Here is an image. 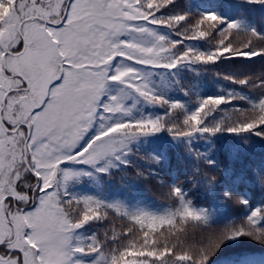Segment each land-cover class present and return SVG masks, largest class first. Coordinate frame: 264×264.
I'll use <instances>...</instances> for the list:
<instances>
[{
	"label": "snow or ice",
	"instance_id": "1",
	"mask_svg": "<svg viewBox=\"0 0 264 264\" xmlns=\"http://www.w3.org/2000/svg\"><path fill=\"white\" fill-rule=\"evenodd\" d=\"M172 2L0 0V264H206L224 240L247 236L264 244V206L215 230L208 225L207 210L195 208L177 185L168 190L175 207L160 213L73 196L67 190L80 173L62 168L65 162L96 166L121 161L139 137L161 130L183 139L197 162L218 171L210 150L191 147L193 137L207 134L211 139L225 131L264 136V130H257L264 126V96L248 108L223 110L220 118L206 123L219 106L240 97L206 96L181 116L178 110L184 105L157 94L148 76L133 66L172 70L221 58L264 56V34L237 20L219 27L225 20L215 12L201 14L178 32L179 40L160 34L150 26L176 29L188 18L187 12L158 16ZM213 32L210 51L178 49L185 40L208 38ZM241 32L251 38L238 39ZM249 80L264 89L259 76L238 82ZM112 82L125 87L106 96ZM131 96L168 110L135 116L134 105L127 103ZM97 124L96 133L81 145ZM196 171L214 187L215 176L199 167ZM257 180L264 185V175L257 174ZM224 196L249 205L242 195L225 191ZM110 213L126 219L127 226L119 232L106 228L102 237L78 234L90 221H109ZM189 228L201 233L200 239L189 242ZM93 254L87 262L79 258Z\"/></svg>",
	"mask_w": 264,
	"mask_h": 264
},
{
	"label": "trees",
	"instance_id": "2",
	"mask_svg": "<svg viewBox=\"0 0 264 264\" xmlns=\"http://www.w3.org/2000/svg\"><path fill=\"white\" fill-rule=\"evenodd\" d=\"M185 12L189 14L187 20L181 22L176 29L165 25L150 27L170 39L179 40L181 37L178 32L185 31L187 26L201 14L215 12L225 20V24L219 27H225L227 22L237 20L244 22L249 28H255L258 33L264 34V2H257V0L251 3L239 0H173L171 4L160 10L158 16L167 17ZM212 36L215 37L216 33L213 32ZM188 46L210 51L215 44L208 38L185 40L178 45V49L182 50ZM261 60H264V56L251 59L233 57L221 58L211 64H185L172 70L151 66L138 69L148 76L157 94L163 95L170 102L178 101L184 105L183 110H178V115L181 116L185 111H194L199 106L200 98L206 96L233 94L240 97L232 100L231 103L219 106L218 110L208 117L206 121L208 123L220 118L223 110L248 108L251 102L264 96L262 88H250L227 78L254 76L258 68L262 66L259 64ZM235 62H242L246 67L239 70ZM259 78L264 79V75H259ZM117 87L121 91L125 86ZM127 103L134 105L135 116L162 115L168 110L167 105L146 103L145 100L136 96L129 97ZM227 137H229L228 134L217 141L202 138L191 143L194 150L200 152L210 150V157L219 163V171L207 166L203 161L197 162L194 153H190L184 145L172 146L141 138L131 146L129 159L119 168L105 171L99 181L90 178H72L67 183V190L73 196H91L109 204H123L129 209H146L160 213L175 207L176 201L169 199L168 190L169 186L177 185L187 194L186 198L195 208L207 210L208 225L211 229L219 230L229 223L239 222L252 209L264 206V185L257 180V174L264 175V141L241 144ZM154 157L159 158L158 162L153 159ZM220 157L227 160L225 165L219 160ZM241 159L246 160L247 169L245 165H238ZM197 167L209 173V177H216L214 187L208 186L202 172L197 173ZM225 191L244 196L249 201V205L242 207L226 199ZM110 217L111 222V219H114L127 226V220L121 218L119 214L110 213ZM107 221L86 223L79 230L80 236L83 238L95 234L102 237L104 230L111 228ZM179 227L180 225H177V228ZM188 231L189 242H191L197 237L193 234L191 238L193 230L189 228ZM244 240L250 241L252 245L250 247L264 248V244L244 236L227 239L220 245L225 252L208 258L206 264L237 262L246 252L245 248L240 247ZM238 246L243 250H231ZM177 251L179 252L180 249ZM93 257L94 254L81 255L80 259L87 262ZM244 259V264H250L246 258ZM259 264H264V259Z\"/></svg>",
	"mask_w": 264,
	"mask_h": 264
},
{
	"label": "rangeland",
	"instance_id": "3",
	"mask_svg": "<svg viewBox=\"0 0 264 264\" xmlns=\"http://www.w3.org/2000/svg\"><path fill=\"white\" fill-rule=\"evenodd\" d=\"M244 1H253V0H244ZM237 38L238 39H244V40H246V39L251 38V37L247 33H240ZM208 39L211 40V41H214L215 37L211 35L210 37H208ZM259 62H260L259 64L262 65V66L260 68H258V70L256 71V73H255L254 76L264 75V60H261ZM234 64H235L236 68H238L239 70H241V69H243V68L246 67V65L244 63H242V62H235ZM133 66L134 67L136 66L137 68L144 67L142 65H133ZM243 78L244 77L242 76V77L236 78L233 81L236 82V83H238V81L240 79H243ZM115 84H116V82H112V83L109 84L108 90L106 92V96L107 95H111V93L114 91V89H116V85ZM244 85L247 86V87H250V88H260L258 86H254L255 85V81L254 80H249L248 83H245ZM146 103H149V102H146ZM98 127H99V125L97 124L92 129L89 130V132L85 135V137L80 142L81 145L87 139H89L92 135H94L96 133V131L98 130ZM257 130L258 131L264 130V126H262L261 129H257ZM227 134L229 135V137H227V138H231V139L237 140L241 144L245 143V140H247V142H258L259 140H263L264 141V136H257L253 132L237 135V134H234V133H228L226 131L225 132L216 133L214 136L211 137V140L217 141L219 138H222V137H224ZM206 137H207V134H204L203 136L197 135V136L193 137L191 141H193L195 139L206 138ZM141 138H144L145 140H151V141H155L156 140V141L165 142V143L169 142V143L172 144V146H180V145H182V146L184 145L185 146V141L183 139H180V140L174 139L171 136V134L168 133V131L166 129L165 130H161L158 133H153V134H150V135L141 136L138 139H141ZM136 141H134L132 143V145ZM129 156H130V152L125 157H123V159L121 161H113L111 164L107 163L106 161H101L96 166H92V165L83 164V163L81 164V163L74 162V161H68V162H65L61 167L62 168L65 167V168L71 169V170L76 171V172L79 169H81L83 171L81 174H84L85 173V175H88V176L89 175H92L93 178H96L97 175H99L101 172H103V171H100L101 168H106L107 169L106 172H109L112 168L117 169V168H119L121 166V164H124L125 161H127L129 159ZM220 158H219V160L221 161V163L223 165H225V162L227 160L226 159H223V157H220ZM238 165H245L244 167L247 169L246 160H242L241 159V162ZM85 166H86V168H83ZM85 175H83V176H85ZM111 220H112V222L109 220V223H110L109 226L111 228H114L118 232L121 231L122 229H124L126 227L124 224L119 223V222L115 221L114 219H111ZM193 234H195V233H193V232L191 233V238H192V235ZM200 236H201V233H197L196 234V237H197L196 239L197 240L200 239ZM244 237L246 238L247 236H244ZM248 238H250V237H248ZM191 242H193V240ZM109 243H111V242H109ZM250 246H252L250 244V241L244 240L242 242V244H241L240 247L241 248H252ZM240 247L238 246L237 248L231 249V250H237ZM228 251H230V250H228ZM223 252H225L224 249L222 247H219L215 251V253L213 255L209 256L208 258H211L212 256H214V255H216L218 253H223ZM244 262H245V259H240L237 262L232 263V264H243Z\"/></svg>",
	"mask_w": 264,
	"mask_h": 264
}]
</instances>
